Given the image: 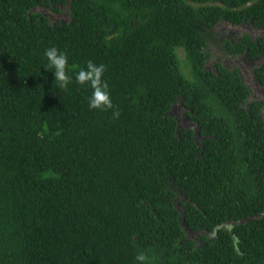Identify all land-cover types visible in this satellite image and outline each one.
<instances>
[{
	"label": "trees",
	"instance_id": "16d2710c",
	"mask_svg": "<svg viewBox=\"0 0 264 264\" xmlns=\"http://www.w3.org/2000/svg\"><path fill=\"white\" fill-rule=\"evenodd\" d=\"M222 22L264 29V0H0V264H264V101L207 68ZM226 45L264 57V37ZM52 46L74 66L60 92ZM89 60L111 110L75 83Z\"/></svg>",
	"mask_w": 264,
	"mask_h": 264
},
{
	"label": "rangeland",
	"instance_id": "374dc122",
	"mask_svg": "<svg viewBox=\"0 0 264 264\" xmlns=\"http://www.w3.org/2000/svg\"><path fill=\"white\" fill-rule=\"evenodd\" d=\"M46 11V14L54 21L68 20L67 9H63L62 13L55 14L50 11ZM247 34L254 39L264 37V29L257 28L252 24L234 26L227 22L220 23L213 32V36L209 45L210 58L207 62V68L215 71L217 64H222L230 70H239L244 83L249 87L251 91L250 101L262 100L264 101V84L257 81L254 76V70L264 64V57L254 59L245 57L243 55H234L227 49L226 42H236L242 35ZM180 56L183 58V51L180 50ZM186 68V66H184ZM187 69V68H186ZM187 111L180 105H176L172 111L173 116L181 128H190L194 131L197 130L196 124L186 117ZM264 115V111H263ZM199 141V140H198ZM183 199L177 198L176 205L180 211H183L181 207ZM195 236V235H194Z\"/></svg>",
	"mask_w": 264,
	"mask_h": 264
},
{
	"label": "clouds",
	"instance_id": "9594fccd",
	"mask_svg": "<svg viewBox=\"0 0 264 264\" xmlns=\"http://www.w3.org/2000/svg\"><path fill=\"white\" fill-rule=\"evenodd\" d=\"M43 55L46 60L43 68L47 72L52 73L54 77L53 89L59 90V92L67 90L73 82V78L68 73L74 67L69 65L68 54L56 46H52L45 49ZM105 71L106 66L104 64H97L89 60L86 66L80 67L74 73L76 84L91 89V95L87 97L88 108L90 110L108 111L114 107L109 86L104 80ZM113 115L114 117H118L119 113L113 112ZM186 118L189 119L188 117ZM177 122L179 124V121ZM198 140L199 137H197ZM135 261L136 264H152V257L144 251H138Z\"/></svg>",
	"mask_w": 264,
	"mask_h": 264
}]
</instances>
